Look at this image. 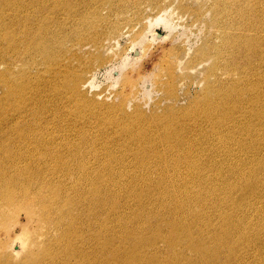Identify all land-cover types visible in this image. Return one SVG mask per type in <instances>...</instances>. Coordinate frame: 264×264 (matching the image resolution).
Returning a JSON list of instances; mask_svg holds the SVG:
<instances>
[{
  "label": "bare ground",
  "instance_id": "bare-ground-1",
  "mask_svg": "<svg viewBox=\"0 0 264 264\" xmlns=\"http://www.w3.org/2000/svg\"><path fill=\"white\" fill-rule=\"evenodd\" d=\"M140 1L82 0L81 22L73 32L79 38L74 39L78 42L76 51L87 50L89 46L83 42L88 37L97 47L109 44L108 34L115 35L119 24L132 25ZM180 1L185 4L180 9L188 10V3L193 0ZM73 3L74 0H0V172L14 171L10 176L0 174V251L8 243L3 241V235L16 226L21 232L27 228L29 235H38L42 240L36 243V250L26 253L17 264H96V259L89 258L86 211L94 214L93 200L94 209L108 215L105 223L112 216L123 219V212L118 211L117 185L112 182L111 170L115 167L106 168L104 164L130 168L131 161L123 156L131 154L137 155L134 160L144 170L145 177L150 175V169L159 173L169 170L171 165L165 160L174 161L173 176L167 183L155 184L158 194L150 191L138 200L141 209L134 218L140 220V215L154 214L158 220L145 219L135 226L125 224L126 216L115 221V227H121L118 245L105 259L107 263L264 264V253L260 255L256 249H250L256 238L260 242L263 239L264 250V0H209L212 7L205 20L206 30L217 34L221 43L215 44L216 37L211 41L206 39L195 48L191 58L181 63L184 69L212 64L200 91L206 102L189 106L191 111L184 110L185 117L194 111H204L214 118L212 121L206 116L212 125L204 131L205 136L216 141L217 147L211 150L202 148L209 146L208 143L186 141L182 130L200 135V126L175 124L173 107L163 113L162 123L154 115L142 120L140 111L125 121L124 92L120 93L117 105L108 106L86 96L88 83L83 81V72L76 73L77 67L69 65L79 64L80 56L73 52L74 45L64 49L70 31L66 27L79 14ZM106 5L116 14L133 9V18L109 24L107 16L101 13ZM164 16L154 22L172 30L168 17ZM192 16L194 20L200 19L196 14ZM99 23H106L108 28L104 41L103 34L100 36L98 32ZM146 35L133 48H140ZM174 55L177 63L180 56ZM125 62L122 65L128 63ZM219 72L228 76L239 73V77L211 83V78ZM256 93L260 97L247 106ZM234 100L239 103L233 105ZM215 113H222L220 123ZM234 114L241 117L235 118ZM248 114L254 115L260 125H248ZM59 121L68 123L62 125ZM229 123L236 127V132L232 127L224 129ZM90 124L96 128V137L106 134L126 138L132 147L119 145L123 154L118 156L109 153L103 142L95 145L88 138L80 142L84 134L94 133ZM171 142L176 143L170 147ZM154 144L171 153L164 155ZM234 146L239 149L233 150ZM195 165L203 172L195 174ZM186 171L190 174L183 175ZM175 177L187 182L173 184ZM81 188L87 195L82 194ZM232 188L251 189L238 202L231 195ZM101 191H107L108 196H102ZM98 202H107V213ZM76 210L81 211L76 220L77 229L71 219ZM20 217L23 226H19ZM36 221L42 224L37 231ZM65 223L68 227L56 234ZM130 227L132 231H141L137 238L131 239L133 248L128 249L125 235L131 233ZM152 227L150 236L142 233ZM44 228L55 235L43 231ZM97 239L101 242L98 253H107L110 238L105 231ZM78 243L80 257L76 256L78 251L71 253ZM159 244L164 246L163 251ZM137 245L145 248L140 251ZM119 256L125 257L123 261ZM0 264L12 263L0 259Z\"/></svg>",
  "mask_w": 264,
  "mask_h": 264
},
{
  "label": "rangeland",
  "instance_id": "rangeland-1",
  "mask_svg": "<svg viewBox=\"0 0 264 264\" xmlns=\"http://www.w3.org/2000/svg\"><path fill=\"white\" fill-rule=\"evenodd\" d=\"M161 1L162 0H158L157 3H154L147 0H141L138 7V16L131 21L132 25L128 27L126 24H119L118 31L115 33V35L108 34L111 42L103 48L100 46L97 47L93 43L94 41L92 38L88 37V39H86L87 33L90 31L87 30L88 32L85 35L86 40H84L83 43H87L89 47L85 52H77L76 49L78 47V42L75 40H79V38L75 37L73 32L75 25H80L81 20L79 19V15L84 11V8L82 9V0H74V7L77 6L79 14L75 16L72 24L66 27L69 28L70 31L67 32L69 34V38L65 42L64 49L74 45L72 46V50L75 54L80 56V63H71L69 64L70 68L74 66L77 67L76 73H78V71L83 72L81 74L84 79L83 81L88 83L86 87V96L99 104H105L106 106L111 104L117 105L119 103L120 93L124 92L123 94H125V100L127 101L125 107L123 108L125 111V113H123L125 116V121H128L127 118H132L131 116L136 115L138 113L137 111H140L142 120H147L148 117L154 115L159 117V121L157 122L162 123L164 115L163 113L167 111L168 108L173 107L176 114L175 124L184 125L186 123H196L200 126L198 127L200 129V135H196L187 130L181 129L186 141L205 142L208 143L209 146H202L203 149H214L217 147L214 146L216 141L211 139L209 136H205L204 132L206 131L207 126L212 125V123L206 119L208 113L204 111H194L189 113V117H185L184 115L185 109L191 111V109L188 108L189 106H192L195 103L197 104L206 102L205 97L201 96L202 92L200 91L204 88L203 78L207 76V69L212 64L209 62L203 63L200 66L192 65L188 66L186 69H184L183 64H181L189 57L191 58L194 55L193 53L195 48L202 46L206 39L211 41V39L216 37L214 40L215 44L221 43V39L217 34L210 33V29L206 30L207 23L205 20L208 18L212 6L210 3H208L209 0H193L188 3V10H181L180 6L185 4L180 0H164L163 3H161ZM115 2H117V0H115ZM59 7L62 8V6ZM164 9L166 10L164 11ZM193 11L196 13H193ZM101 13L107 16L109 24L111 22L116 24L117 20L124 21L133 18V9H126L116 14L111 11L109 5L104 6L101 10ZM192 14L198 15L200 19L194 20ZM163 15L168 17V21L172 26V30H168L167 28H164L163 26L154 22L156 18ZM58 16L63 17L62 14H59ZM102 23L98 24L100 26L98 32L100 33V36L103 34L101 38L104 41L108 32V28L106 27V23ZM247 34L251 33L249 32ZM144 35H146V38L141 43L140 48L142 51L140 54L141 49L133 48V45L141 40ZM261 49H263V41L261 43ZM64 52L65 50H63L62 54ZM229 53L230 50H227L226 54ZM174 54L180 56V59L177 63H175ZM96 59L98 60L96 61ZM125 59L128 63L125 62L127 64L122 65L124 61H126ZM168 62L171 64L170 66H168ZM48 76L49 75H47V77ZM233 76L234 78H238L239 73H232L230 76H228L222 72H219L216 77L211 78L210 82H225L229 79H232ZM48 78H50V76ZM145 80L146 82L144 84ZM167 92L169 93L168 97L166 96ZM259 95L260 93H256L254 95V99L249 101L250 104L246 105H252V102L255 103L260 97ZM236 103L239 102L234 100L233 105ZM224 113L228 114L226 111H224ZM172 114L173 112L171 113V116ZM233 116L235 118H240L241 114H234ZM215 117L220 123V120L222 119V113H215ZM248 117H250V114H248ZM208 118L214 121V118L210 114L208 115ZM249 119L250 121L247 123L248 125H260L259 122L255 120L254 115H251ZM67 123L68 122L59 121V124L62 125ZM93 127L94 126L90 124V129L94 130V133L84 134L80 138V142L87 138L90 139L89 142H94L95 145L103 142L108 146L109 153H116L118 156H122L123 154L122 148H119V145L130 147L133 145L132 143L126 141V138H113L111 135L106 134H103L102 137H96V128ZM227 127H232V124H227L224 129ZM235 128L236 127H232L231 130L236 132ZM256 129H260V127L256 126ZM224 134L226 137H229V133L227 131H224ZM174 143L176 142H171L170 147ZM154 145H157L158 150H161L164 155L171 153L166 148H163L162 145ZM231 148L233 150L239 149L237 146ZM143 153L144 152L141 151L140 155H143ZM123 157H127L128 160L131 161L129 164L131 166L130 168L120 169L118 164L110 162L104 164L106 168H108L109 165L115 167L113 170H111L113 178L112 182L117 185L115 192L116 198L119 201L118 204L120 206L118 211L123 212V219L122 216H112L111 220H109V223H105V218L108 217V215L100 213L94 209L95 205L93 200V207L91 210H93L94 214L90 215L85 209L88 216L89 225L87 230V236L90 242L89 258L93 260L96 259V264H112L111 262L107 263L105 259L107 256L112 255L111 252L116 250L114 246H116V244L118 245L117 237L118 231L121 229V227H115V221L124 220V217L126 216L128 219L126 218L124 220L125 224L135 226L139 221L140 223L145 222V219L153 218V220H158V216H154V214L151 216L140 215V220H136L134 218L137 215L136 211L139 212L141 209V206L138 204V200L140 197L148 194L150 191H152L153 194H158L155 184L167 183L168 179L173 176L172 169L174 166V161L165 160L171 165V168L164 173H159L156 169L153 171L150 169V175H146L147 177H145V174H143L144 170L139 169L134 160V157H137V155L132 156L130 154ZM209 161L210 160H208V162ZM97 169H100V166ZM94 172L96 171L91 173ZM121 172L122 174H120ZM202 172L203 169L198 165H195V174H200ZM5 173H8V176H10L13 175L14 171L8 170L7 172H0V174ZM126 173L135 174L125 175ZM187 174H190L189 171H186L183 175ZM46 176L49 175L46 174ZM175 179L176 181L173 184L187 182V179L185 178L184 181L177 179L176 177ZM231 182L233 184L236 182L233 177ZM249 189L251 188H232L231 195L232 197H235V199H238L239 202L240 197H242L244 194L246 196ZM81 192L82 194L87 195L85 189L81 188ZM106 192L107 191H101V195L107 197L108 193ZM144 202L146 201L144 200ZM98 204L100 205V208H103L107 213V202L106 204L98 202ZM154 204L158 205L157 203ZM128 209L130 211H128ZM80 213V210H76L71 216V219H73L75 222V229H77L76 220H78ZM152 223L153 225H156V223ZM23 224L24 220L20 217L19 226H23ZM35 224L37 231V229L41 227L42 224L39 225L38 221H36ZM99 225H101V227H99ZM66 227H68L67 223L63 224L59 229L60 231L56 234L61 233ZM104 227L105 229L103 230L102 228ZM153 229V227L146 228L145 231L142 230V233H144L146 236H150L149 232ZM43 231L53 234L51 230L46 228H44ZM101 231H105V235L110 238L109 247L107 249V253L105 254L98 253V248L101 242H99L97 237H101ZM140 231L141 230H131L130 234L126 233L127 236L125 235V238L128 242L126 243V247L128 249L133 248V245H131V239L137 238V233ZM28 232L29 231L27 228L21 232L16 226L15 228H11L10 231H6V235H3V241L7 240L8 243L6 244L5 248L0 251V259L9 260L10 263L17 264L26 253H29V251L35 249L37 247L36 243H41L42 240L38 235L31 236L28 234ZM54 235L55 234H53V236ZM252 244L253 247H250V249H256L260 255H263V239H261L260 242L255 238L252 240ZM137 247L140 251L142 248H145V246L140 247L139 245H137ZM158 247L160 251L164 250V246L162 244H159ZM64 248V246H61V249ZM79 248L80 244L78 243L75 245V249L71 253L74 254L76 251H78L79 253H77L76 256H82ZM122 255H125V253L122 252ZM118 258L123 261L125 257L119 256Z\"/></svg>",
  "mask_w": 264,
  "mask_h": 264
}]
</instances>
